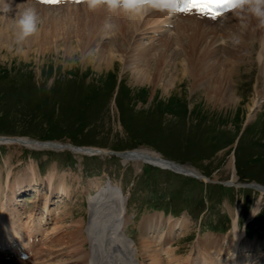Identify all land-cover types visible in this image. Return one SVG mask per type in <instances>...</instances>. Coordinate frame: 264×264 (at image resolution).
I'll use <instances>...</instances> for the list:
<instances>
[{
    "label": "rangeland",
    "instance_id": "1",
    "mask_svg": "<svg viewBox=\"0 0 264 264\" xmlns=\"http://www.w3.org/2000/svg\"><path fill=\"white\" fill-rule=\"evenodd\" d=\"M98 8L106 13V21L113 19L114 14L106 7ZM38 15L40 29L46 17L41 13ZM12 18L14 13L9 15L7 25L11 38H14L12 34L16 28ZM137 34L142 36L140 32ZM104 38L109 41L110 30ZM78 40L79 37L72 32L50 42L57 41L60 45L67 42L74 46ZM142 41V46H151L154 42L155 47L166 49V57L172 63L178 60L176 53L180 47L174 41L173 44L168 40L170 46L167 40H147L142 36ZM26 42L32 44V41ZM9 45L8 39H0L1 136L101 148L103 151H149L214 181L207 182L143 161H125L104 154L86 155L68 148L0 144V179L3 184L10 169V184L28 172L31 162L37 171L38 195L31 192L33 183L28 177L24 183L30 184H26L22 193V207L32 209L40 203V198L51 195L50 191L46 193L45 185L51 172L55 175L54 186L64 179L70 189L71 195L60 202L56 191L49 198L50 208L56 209L55 215L50 214L47 220L50 228H58L54 237L58 233L66 235L68 230L72 232L64 236L68 240L66 244L54 250L44 249L43 259L54 255L49 264H112L114 260V264H141L144 256L136 247L141 237L139 223L144 217L164 213L162 210L166 212L164 217L172 218L170 215L173 214L187 220L188 231L172 237L173 246L181 256L190 253L191 244L199 236L210 234L219 238L225 235L219 239L227 240L228 234L232 233L236 212L238 226L243 231L260 192L257 188L239 186L264 185V103L257 116L247 121L240 108L236 111L208 103L204 88L191 92L188 84H177L167 94L151 84L133 83L130 72L124 71L118 57L114 58V72L106 73L99 72L88 58L76 53L71 55L65 49H49L45 53L44 49L33 44L31 49L28 45L19 47L22 44L15 43L13 48L7 47ZM211 47L212 43L210 50ZM91 49V52L96 51V47ZM148 53H144L145 57ZM215 62L218 65L215 67L222 71L225 65L219 66L220 63ZM252 65H242L234 77L226 72L233 90L245 99L255 93L259 68L258 64ZM226 181L238 186H225L223 182ZM107 182L121 189L122 200H126L124 218L121 215L122 200L116 206L112 198L99 197L101 187ZM261 201L260 210L247 230L250 240L257 244V252L262 255L264 196ZM125 218L130 221L123 225ZM203 226L218 229L219 233L205 230L200 234ZM77 227L81 229L75 232ZM70 242L75 243L74 250ZM247 252L244 249L242 254ZM138 253L141 259H138ZM229 253L226 250L225 255ZM77 255H82L83 259L72 261Z\"/></svg>",
    "mask_w": 264,
    "mask_h": 264
},
{
    "label": "bare ground",
    "instance_id": "2",
    "mask_svg": "<svg viewBox=\"0 0 264 264\" xmlns=\"http://www.w3.org/2000/svg\"><path fill=\"white\" fill-rule=\"evenodd\" d=\"M13 5L17 7V11L19 12L29 6V3H24L22 0H13ZM35 7L38 13L46 17L45 21H42V23H45L35 35L27 38L19 47L28 45V48L31 49L33 45H37V47L39 46L38 49H44L43 51L45 53L49 49L50 51L52 49H65L68 53H71V55L76 53L75 55L80 54L82 57L88 58L89 63H94L95 68L99 72L104 71L106 73L114 72V58L118 57L120 58L119 61L123 63L125 68L124 71L130 72V79L133 83L141 85L151 84L155 86L156 89H161L163 93L167 94H170L172 88L177 84H188L191 92L197 88H204L203 93L208 103L225 106L236 111L240 108L247 117V121L257 116V112H259L264 103V27H260L258 20L251 15L244 14L243 16H238L229 12L219 18L218 22L212 26L202 24L201 21L196 18L183 19L176 24L175 28L170 31L165 38L158 40L163 42L167 40V45L168 40H171L170 42L173 44L175 42L176 45L178 44L177 46L180 47L179 51L176 53L178 60H173V64L170 59L166 57V49L163 50L160 49L161 47H155L156 45L153 44L154 42H151V46L149 45L150 47L144 44L142 46V36L140 37L138 36L139 34H137L138 32L142 34L144 28L149 24L157 23V26L161 28V24L166 25L173 23L170 18H163L166 13L149 10L147 14L133 17L118 10L112 12L114 17L108 22L105 20L106 13L104 10L100 8L90 10L84 3L64 6H46L38 3ZM58 11L60 13H54ZM8 19L9 18L0 19V23H2V27L0 28V39H8L11 45L7 47L13 48L12 45L16 43V29L13 31L14 34H12L14 38H11L12 36L9 32L10 26L7 25L9 22ZM202 21L210 22L209 20ZM106 23L114 24L116 26L115 29L107 28L105 26ZM47 24H49V26ZM108 30L111 31V38L106 42L104 37L108 34ZM72 32L76 33L79 37L77 44L74 46H71V44L68 45L67 42H64L62 45L57 41L50 42L59 39L60 36L67 37ZM7 34L9 35L7 36ZM4 35L6 36L5 38ZM102 35H104L103 38L99 40ZM208 38L209 40H207ZM26 41H32L33 45ZM211 43L212 47L210 50L209 46H211ZM164 44L166 45V43ZM3 46L5 47L6 45ZM92 46L96 47L95 52H91ZM130 49H132L133 53ZM144 53H148L146 55L147 57H145ZM150 58L153 60L152 64ZM147 59L149 60L147 61ZM215 61L220 63L219 66L222 64L225 65L222 71L215 67L217 65ZM254 61L258 63L257 67H259L254 88L255 93L253 96L251 95V97L245 99L241 96L239 97L236 91L233 90L230 81L227 79V73L233 77L237 76L242 65L243 67L252 65ZM178 68L180 69L178 70ZM204 82H206V84H204ZM172 97L173 95L170 96V98ZM18 139V141L0 140V144L17 143L35 148L40 146L50 147L48 143H39L27 138ZM73 151L81 152L77 149ZM122 159L125 161H143L161 168L170 169L174 172L182 171L184 173L198 175L193 169L187 166L179 168L178 165L173 163L163 162L164 159L158 154L149 151L136 150V152L133 153L128 152L125 154V158ZM27 170L28 172L26 174L23 173L20 175L12 184H10L12 169L7 172L5 185H3L0 179V249H4L8 244H14V250L18 247L29 245V235L25 237L22 233L23 226L21 218L25 210L22 211L13 205V202H18L16 196L17 191L23 186L24 182L28 180L27 178L29 177L30 181L36 180L37 171L32 162L28 165ZM46 178L45 184L50 193L57 190V192L61 194L60 197L71 195L70 189L64 179H61L60 182L54 186L53 180L55 175L51 172ZM204 178L207 180V178L203 176V179ZM259 186L257 190H259L260 194L255 206L250 210L251 212L248 219H251L260 210L262 205L261 200L264 196V188ZM122 196H120L118 189L111 184L104 185L99 191V197L114 199L116 206L122 200ZM3 197H5V199H3ZM45 200L47 201L46 198ZM46 201L43 208L48 211L49 208L46 207ZM237 215L238 212L235 213L233 227L231 229L232 237H229L227 240H220L212 236L197 239L194 245L191 246V251H189L190 253H188L187 256H181L180 252H176L177 250L173 246L175 241L172 240L174 235H184L188 231L189 226L186 219L164 218L163 214H159V225H157L155 218L158 219V217L154 215L148 218L146 217V219L144 218L140 223L141 237L136 243L137 252L141 251L144 258L141 259V254L139 253L137 257L141 259V264H188L196 259H199L201 264H264V254L261 255V253L257 252V244H253L252 242L248 243L244 236L245 232L239 229ZM31 216V213L26 215L28 220ZM41 222L42 217L37 215L33 222L35 228H30V231H28L29 234L37 232L39 229L36 228V226H39ZM163 227H166L165 231L161 230ZM80 229V227H77L74 231L78 232ZM57 230V227L51 229L54 233ZM71 233L72 232L70 231L69 233L68 230L66 235ZM66 235L58 233L49 245L43 246L46 244L45 240L41 245L42 249L39 247L37 250V255L39 256L40 253H43L44 249L47 251L54 250V248L66 244L68 242L66 239L67 237H64ZM50 236L51 235L48 237L46 236L45 239H50ZM17 238H19L18 241H16ZM84 240L85 239L81 240L82 248ZM22 242H26V244L22 246ZM168 244H170V246H168ZM70 245L74 250L75 243L70 242ZM209 249L213 251L209 252ZM244 249L248 251L246 254H242ZM226 250L231 252L227 254V256H225ZM193 252L196 253V257L194 258L191 254ZM53 256V254L50 255V258ZM77 256H75L77 258L72 261L79 262L83 259L82 255ZM42 260H39L38 257L36 258L35 254L33 262L29 264H41ZM114 262L112 264H114ZM0 264L13 263H8L0 259Z\"/></svg>",
    "mask_w": 264,
    "mask_h": 264
},
{
    "label": "clouds",
    "instance_id": "3",
    "mask_svg": "<svg viewBox=\"0 0 264 264\" xmlns=\"http://www.w3.org/2000/svg\"><path fill=\"white\" fill-rule=\"evenodd\" d=\"M41 0H30L29 6L22 11H17L13 5V0H0V19L9 18L14 13L15 22V40L17 44L23 43L27 38L35 35L39 31V15L36 4ZM64 2V0H60ZM90 10H95L104 6L112 13L121 11L130 16H141L147 14L149 10H155L166 13L169 16L174 15L180 10L178 0H82ZM224 6L229 12L238 16L244 14L255 17L260 27H264V0H225ZM187 5L184 6L186 8ZM107 28L115 29V25L106 23Z\"/></svg>",
    "mask_w": 264,
    "mask_h": 264
},
{
    "label": "snow or ice",
    "instance_id": "4",
    "mask_svg": "<svg viewBox=\"0 0 264 264\" xmlns=\"http://www.w3.org/2000/svg\"><path fill=\"white\" fill-rule=\"evenodd\" d=\"M41 2H56V3H58L59 0H41ZM224 2H225V0H199V4L197 5L196 3H193V7L204 6V5L211 6L212 4L219 6V5L223 4ZM180 10L187 12V11H189V8L186 7V8H182ZM213 18H215V17H213Z\"/></svg>",
    "mask_w": 264,
    "mask_h": 264
},
{
    "label": "water",
    "instance_id": "5",
    "mask_svg": "<svg viewBox=\"0 0 264 264\" xmlns=\"http://www.w3.org/2000/svg\"><path fill=\"white\" fill-rule=\"evenodd\" d=\"M51 145H52V146H57V145H55V144H51ZM114 154L119 155V156H123L124 153H119V154L114 153ZM163 162L171 163L170 161H167V160H163ZM175 165H177V164H175ZM178 166H179V165H178ZM179 168H182V167L179 166ZM245 186L252 187V188H258V186H256V185H245ZM259 187H260V186H259ZM261 188H264V186H263V187L261 186Z\"/></svg>",
    "mask_w": 264,
    "mask_h": 264
}]
</instances>
